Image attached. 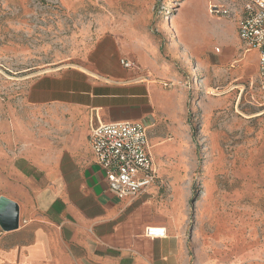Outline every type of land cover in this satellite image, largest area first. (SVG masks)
Instances as JSON below:
<instances>
[{"label": "rangeland", "instance_id": "1", "mask_svg": "<svg viewBox=\"0 0 264 264\" xmlns=\"http://www.w3.org/2000/svg\"><path fill=\"white\" fill-rule=\"evenodd\" d=\"M209 4L240 6L232 0H0V144L11 151L16 124H28L35 139L49 134L56 116L26 101L35 78L107 65L115 45L130 51L122 60L134 65L132 80L147 77L177 101L178 115L163 120L160 137L176 144L164 161L180 172L175 181L188 193L187 215L197 229L189 264H264V91L253 68L256 54L245 53L233 19L209 15ZM189 11L193 26L182 21ZM104 46L107 56L99 54ZM33 137L18 131V147ZM157 153L151 152L155 160Z\"/></svg>", "mask_w": 264, "mask_h": 264}, {"label": "crops", "instance_id": "2", "mask_svg": "<svg viewBox=\"0 0 264 264\" xmlns=\"http://www.w3.org/2000/svg\"><path fill=\"white\" fill-rule=\"evenodd\" d=\"M190 12L182 21L193 26ZM105 47L100 55L107 56ZM245 53L256 54L257 75L258 53ZM129 54L115 45L107 65L95 62L85 71L64 69L31 82L27 104L56 117L41 138L28 124H16L8 136L11 151L0 144V199L14 203L18 217L16 229L0 228V264H189L188 243L194 245L197 229L189 223L188 193L175 181L180 172L164 161L178 151L176 144L160 137L163 120L178 115L177 101L147 77L132 80L135 67L119 64ZM121 122L146 125L150 151L160 153L153 157L155 182L136 197L118 199L94 164L88 136L97 124ZM18 131L33 138L18 147ZM147 227L164 228L166 237H145Z\"/></svg>", "mask_w": 264, "mask_h": 264}, {"label": "built area", "instance_id": "3", "mask_svg": "<svg viewBox=\"0 0 264 264\" xmlns=\"http://www.w3.org/2000/svg\"><path fill=\"white\" fill-rule=\"evenodd\" d=\"M232 1L239 2L237 10L209 4L208 13L218 19H233L244 50L258 53L257 79L264 91V0ZM216 51L219 53L218 49ZM121 65L125 69L134 67L123 60ZM88 143L107 190L116 198L136 197L155 182L156 171L146 125L129 122L97 124L90 129ZM2 234L0 229V237ZM144 235L164 239L166 232L164 228L147 227Z\"/></svg>", "mask_w": 264, "mask_h": 264}, {"label": "water", "instance_id": "4", "mask_svg": "<svg viewBox=\"0 0 264 264\" xmlns=\"http://www.w3.org/2000/svg\"><path fill=\"white\" fill-rule=\"evenodd\" d=\"M17 207L14 203L0 199V228L3 231H11L17 228Z\"/></svg>", "mask_w": 264, "mask_h": 264}, {"label": "bare ground", "instance_id": "5", "mask_svg": "<svg viewBox=\"0 0 264 264\" xmlns=\"http://www.w3.org/2000/svg\"><path fill=\"white\" fill-rule=\"evenodd\" d=\"M205 50H206V49H205ZM212 169H214V168H212ZM211 172H212V171H211ZM207 173H208V172H207ZM208 174H209V173H208ZM211 178H212V177H211ZM211 178H210V179H211ZM208 179H209V178H208ZM211 185H212V184H211Z\"/></svg>", "mask_w": 264, "mask_h": 264}]
</instances>
